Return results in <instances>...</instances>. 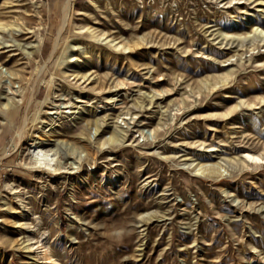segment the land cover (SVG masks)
I'll return each instance as SVG.
<instances>
[{
    "label": "rangeland",
    "instance_id": "obj_1",
    "mask_svg": "<svg viewBox=\"0 0 264 264\" xmlns=\"http://www.w3.org/2000/svg\"><path fill=\"white\" fill-rule=\"evenodd\" d=\"M0 23V264H264V47L221 62L214 30L264 29V5L0 0ZM51 127L64 167L27 168Z\"/></svg>",
    "mask_w": 264,
    "mask_h": 264
},
{
    "label": "bare ground",
    "instance_id": "obj_2",
    "mask_svg": "<svg viewBox=\"0 0 264 264\" xmlns=\"http://www.w3.org/2000/svg\"><path fill=\"white\" fill-rule=\"evenodd\" d=\"M253 2H256L257 6L264 5L263 4L264 0H253ZM235 24L237 25V22ZM10 25H12V23ZM6 26H8V24L0 23V29L1 28L4 29ZM17 27H18V30H20L22 28L20 26H17ZM251 27H252L251 31L248 32L249 33L248 35H242L236 26H227V27L220 26V27L214 29V30H217V32H216L217 37L216 38L221 37L219 42L222 45L224 44L223 49H230L233 51V54H231L228 58L221 60V62H226V61L231 60V58L233 56H235L236 54L239 55V57L241 58L242 55L246 51H251V50H254L256 48L264 47V29L260 28L255 23H253L251 25ZM230 31H232V32H230ZM96 37H98V35ZM257 37L259 38V41L256 42L255 39ZM247 38L250 39L251 40L250 42H252V43L248 47H246L245 50H243L242 49V47L244 46L243 40L247 39ZM237 39H238V43L234 47L240 46V48H236L234 50V49H232V47H233L232 45ZM115 40H116V38H113L109 41V42H113L114 48H119V47L125 48V46L122 45L123 43L121 44L119 41L115 42ZM226 46H228V47L225 48ZM54 48L56 49L57 45H55ZM38 51H39V47L37 48V52ZM213 51H215V50H213ZM28 54H31V53L29 52ZM208 55H209V53H208ZM89 62H90L89 59L86 58L84 61H81V63H78V62L71 63L70 66H71V68H73V70L71 71V74H75V75L81 74L80 73L81 67L86 66V64H88ZM232 74H233L232 71L230 69H227V71L221 77V81L222 82L226 81L228 79V77ZM215 85L216 84H214V85L212 84V88ZM210 87H211V85H210ZM32 98H33V96H32ZM4 99H5V101L3 103H4V106L6 109H11V107L13 105H16V102H14V98L10 97L9 95H6L4 97ZM50 113H53V112H50ZM77 114H78V112H76V111L71 112L69 121H71V122L76 121L79 117ZM4 115H5V113H4ZM25 121H26V119L24 120V122ZM99 123H100V119H95L96 126H98ZM22 128L23 127H20L18 134H17L18 136H22L21 135ZM45 131L44 132L46 134V138L40 137V136L30 138V140L27 144V148H26L27 157H26V159H23L22 162L27 165V168H29L31 170L35 169V170H38L40 172H45V171H49V170H60L62 167H64L63 149L58 144V142H56L59 140L58 138H55L54 140L50 138V136L52 135V127L45 130ZM120 136H121L120 134L113 132V134H111L109 136V141L116 142V141L120 140ZM64 141L66 144H68L66 140H64ZM61 142H63V140ZM101 144L104 145L103 142ZM80 147H82V146H79V142H73V143L71 142V143H69V146L67 148L68 149L67 152L74 155L73 160H76L77 163H79V162L82 163V161H83V158L81 157V154H80L81 152L79 151ZM259 159H261L260 154L249 152L246 154V156L244 158L239 156V157H236L235 159L233 158V161H235L236 165L239 168H241V167H246L248 165L249 161H256ZM195 161H196V159H190V162L189 163L185 162V164L188 165L187 167H189V168L193 166V169L201 170V173L204 171H208L209 174L216 172L215 168H213L211 166H205L204 164L201 163V161H196V162ZM81 163L79 166H81ZM43 255L45 258L51 259L52 252H50L49 249L45 248Z\"/></svg>",
    "mask_w": 264,
    "mask_h": 264
}]
</instances>
